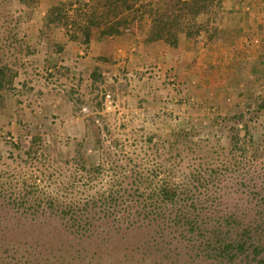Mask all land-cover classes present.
I'll return each instance as SVG.
<instances>
[{"label":"rangeland","instance_id":"1","mask_svg":"<svg viewBox=\"0 0 264 264\" xmlns=\"http://www.w3.org/2000/svg\"><path fill=\"white\" fill-rule=\"evenodd\" d=\"M60 1L72 0L4 5L0 57L12 68L15 87L0 102V183L18 195L33 172L40 188L55 194L43 166L24 162L29 143L40 136L43 148L62 160L87 151L92 165L101 152L90 135L92 120L104 150L122 144L139 158L151 144L149 136L164 148L181 130L209 139L226 156L231 147L226 129L236 122L248 128L249 149L261 151L263 164L264 0H215L196 18L201 34L187 37L174 30V45L149 43L146 37L157 12L174 11L179 0H130L133 7L120 18L119 32L106 36L102 26L88 44L71 41L63 29L46 23L47 11ZM52 168L66 182L75 172L64 163ZM246 170L241 167L235 179L248 178L242 191H251L250 181L264 189V167L257 165L249 175ZM102 179L108 183V177ZM103 186L108 187L97 183L91 193ZM261 204L253 199L246 209L251 215L241 214L252 218L264 212ZM13 208L0 199V264H215L194 260L178 242L156 244L148 228L118 227L97 215L86 230L49 209L24 218ZM238 209L245 206L239 203Z\"/></svg>","mask_w":264,"mask_h":264},{"label":"trees","instance_id":"2","mask_svg":"<svg viewBox=\"0 0 264 264\" xmlns=\"http://www.w3.org/2000/svg\"><path fill=\"white\" fill-rule=\"evenodd\" d=\"M9 2L0 0V21L5 17L4 5ZM214 2L179 0L174 11L157 12L146 42L164 40L174 45V30L184 32L187 37L200 35L201 24L196 18L205 14ZM132 7L130 0L60 1L49 8L45 21L63 29L69 40L88 44L93 31L102 26L104 35L117 34L120 18ZM5 28L0 27V38ZM213 39L212 35L207 36L208 41ZM14 79L12 68L0 57L1 103L7 92L14 90ZM92 122L94 132L90 135L94 148L101 151L98 162L89 165V156L83 150L62 160L58 152L53 156L45 150L41 137L35 135L25 152L24 162L43 166L42 173L51 178L48 187L56 185L57 192H45L30 172L18 195L15 189L12 192L7 184L0 183V199L16 206L13 209L24 218L49 209L86 230L97 215L118 227L148 228L156 234V244L178 242L187 247L190 257L204 263L264 264V212L257 211L252 218L241 214L251 215L252 211L246 209L253 199L258 206L262 201L264 205V189L249 180L251 191L243 192L248 178L235 180L241 167L247 168V175L254 174L252 170L257 165L264 167L261 151L249 149L247 127L239 128L238 123L229 122L226 131L231 147L226 156L210 146L209 139L200 138L194 131L181 130L173 133L164 148L149 136L147 142L151 144L144 149L145 157L139 158L136 150L126 153L122 144H117L115 151L104 150L99 127ZM61 163L75 169L67 182L62 172L56 174L52 168ZM54 175L62 179H54ZM103 176L108 177V183L105 182L108 187L103 186L92 194L97 183L105 184L101 181ZM73 193L87 196L73 198ZM67 194L69 197H64ZM239 203L245 206L244 210L238 209Z\"/></svg>","mask_w":264,"mask_h":264}]
</instances>
